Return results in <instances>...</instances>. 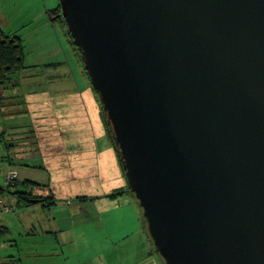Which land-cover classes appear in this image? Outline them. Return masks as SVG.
Listing matches in <instances>:
<instances>
[{"label":"water","instance_id":"water-1","mask_svg":"<svg viewBox=\"0 0 264 264\" xmlns=\"http://www.w3.org/2000/svg\"><path fill=\"white\" fill-rule=\"evenodd\" d=\"M163 264H264V0H58Z\"/></svg>","mask_w":264,"mask_h":264},{"label":"rangeland","instance_id":"rangeland-1","mask_svg":"<svg viewBox=\"0 0 264 264\" xmlns=\"http://www.w3.org/2000/svg\"><path fill=\"white\" fill-rule=\"evenodd\" d=\"M57 4L58 0H0V27L7 33L21 35L24 46V62L26 65H32H28V68L16 73L15 77H20L21 72L31 73L39 79L47 75H54L55 77L73 76L75 78L77 75L83 74L87 83H78V85H80L78 89H83L87 84L88 89L92 92L93 88L89 85L82 67L79 65L81 72L78 67L76 68V63L74 62H76L77 59L74 55L71 44L66 35H64V28L57 22L51 24L49 18L47 28L50 30L49 34L51 35V38L49 40L51 42H49V47L45 45L47 41L46 31L44 24H41L38 16L41 11L45 13L47 8L54 7ZM52 44H55L59 51L60 45H62L66 51L65 55L62 57L65 58L67 62H60V64L53 67L40 65L43 64L48 57V63H53L51 58L54 55H58L59 52L56 50L49 52V48ZM62 57H58L57 61H63ZM34 63H37L36 65L38 66L33 65ZM30 78L31 76H28L26 80L29 81ZM54 80L55 81H52L51 83L42 84L47 91L59 92L62 86H71L70 84L60 82V80L58 81V79ZM22 84L26 90H29L32 87L36 88L37 86L33 82L32 84L27 83L24 78L22 79ZM19 89L20 88L17 87L11 90L17 93ZM4 91L7 95L9 88ZM92 93L95 96L97 112L100 116V118L99 116L97 117L98 130H103L102 136L98 135V138H101L99 139L100 141L104 139V141L107 140L109 142L110 139L104 128L105 123L102 115L101 103L95 93ZM15 102L18 103L19 101L15 100ZM15 102L12 97H4L1 100V104L6 106H3L0 112L1 114H4V116H0V186L6 185L5 174L10 168H13L12 166H14L17 171V179H23L25 177L23 176V173L26 175L27 171L23 169V166L20 163H17L16 160H26L29 158L30 161H35L34 163H40L39 156L34 154L30 157H25L24 153L27 152L24 151L34 149V153H41L45 156L44 158L50 154L49 147H31L38 141L41 143L42 140L32 139L34 137L30 134L29 137L23 141H19L22 138L21 136L15 137V135H20L21 131L20 134H14L13 131L18 130V126H22L20 127L21 130L26 129L27 126L25 125H28V122L35 123V129H38L37 126H43L38 124L41 121V118L37 116V118L34 116L35 120L33 121L31 120L33 118L31 114L25 116L20 113H11L8 105L14 104ZM26 108L27 107H25V109ZM25 109L23 111H25ZM45 109L46 107L42 102L36 103L33 107V110L36 113L43 112ZM35 135L37 137L36 130ZM107 141L103 142L102 147L97 148L103 150V166H105L106 169L110 166H113L114 168L110 177L113 187L126 188V180L120 162L116 158L117 153L111 141L109 143ZM18 143L20 144L19 146L17 145ZM20 151H22V153H19ZM10 161H13V164L9 163ZM45 162H47L46 159ZM119 172L120 175L116 178ZM29 174L33 175L35 180L40 179L39 176L41 177V175L45 176V178L48 176L39 169L30 171ZM95 182L98 184V179ZM50 187L52 188V191L49 192L48 190H42V193L48 194L49 192L48 195H50L55 190L57 192L56 195L61 197L63 190L61 191L62 187L59 184L53 185V183H51ZM100 189L101 188L97 186V189L95 190L99 191ZM12 190H14V188ZM66 192L64 195L68 194ZM72 194L76 193L73 192ZM122 194L123 196L121 197ZM122 194H119L118 197H114L113 199L115 200L113 203L116 204L122 202L126 204L123 201L129 198V200L132 201V203L129 204H134L138 213L133 211L134 208L132 209V205H129L131 210L126 211V213L129 215L130 221L137 226V220L140 223L139 218H142V214L140 213L134 195H131L129 192H123ZM1 196L2 195H0V198ZM4 196L6 198L5 203L12 206L13 209L10 212H0V226L4 225L8 228V232H4L0 235V260H5L7 255H13L19 256L22 259V264H136L135 259H137L139 255L138 262L140 264H163L162 259H160L156 253L154 254L153 252L146 250L147 247L151 246L150 240L148 239L147 242L144 243L138 242L140 240V237H138L139 232H137L138 234L133 232V228H130V234L124 239L120 238V236L114 232L113 227L115 228L117 225L116 221L120 220L119 216L114 214V220H112V238L115 241L114 243H109L106 238V236L110 237V235L107 233L109 226L107 225V222H105V215L102 217L101 222H89L91 225L84 222V219L90 218L83 217L82 212H84V210L82 208L79 214L72 216L71 212L74 209L79 208L77 206V204H79L78 202H80V205L83 204L76 199V196L78 195H72L75 202L72 207L65 204L63 201H57V203L61 205H56L57 208L52 206L48 209L42 207H16V198L13 194H6ZM89 204L90 203H86V205ZM119 206H121L120 209H123V206L125 205L119 204ZM98 215L100 214L97 213V216ZM76 223L77 225H75ZM74 225V231H77V233H75L76 240L70 242L69 237L65 236L67 234L66 229L69 234L72 235ZM45 227L46 230H44ZM54 227L57 229L55 232H53L55 229ZM59 230H63V232ZM45 231L50 232L46 233ZM62 236L65 237L63 238ZM48 248H52V251L47 252L46 249ZM89 256L91 257L84 259V257Z\"/></svg>","mask_w":264,"mask_h":264},{"label":"crops","instance_id":"crops-1","mask_svg":"<svg viewBox=\"0 0 264 264\" xmlns=\"http://www.w3.org/2000/svg\"><path fill=\"white\" fill-rule=\"evenodd\" d=\"M38 18L41 24H44V28L47 36V41L45 45L49 47V42H51L49 39L51 38V35L49 34L50 30L47 28L48 18H46V14L42 11L40 12ZM55 50L58 51L59 53L58 55H54L51 58L53 63L67 62V60L62 57L66 53L62 45H60V51H59L58 48H56V45L52 44V46H50L49 48V52ZM58 57H62L63 61L62 60L57 61ZM48 60L49 57L46 59V61L43 62V64L40 65L49 66V67L55 66V65H46L48 63ZM74 63H76V68L78 67L79 69V63L77 61ZM36 64L37 63H34L33 65L38 66ZM28 65L32 66L31 64ZM22 74H25L23 78L27 83L32 84L33 82L37 85L36 88L32 87L31 89L26 90L24 85L22 84V81L19 82L20 89L18 90V92H21V90L23 89L25 107H27L26 109L24 107L26 111V116H28V114H31L33 116L31 120L33 121L35 120L34 116L41 118V121L38 124L43 126L41 127L37 126L38 129L37 128L35 129L34 128L35 123L31 122L32 123L31 124L28 122V125H25L27 126L26 129L21 130L20 127L22 126H18V130H14L13 132L14 134H20L21 131L20 135H15V137H19V136L22 137L19 141H23L26 138H28L29 134L32 137H34L32 139L42 140L41 143H39V141L36 144L33 143L34 145H32L31 147L33 146L49 147L50 149V154L49 156H46V158H44L45 156H43L41 153H34L35 151L34 149L24 151L27 152L24 153L25 157H30L31 155L34 154L40 157V163H34L35 161H30L29 158L26 160L24 159L16 160V162L20 163L23 166V169L27 171L26 175L23 173V176H25L24 178H28L40 183L48 182L50 191H52V188L50 187L51 183H53V185L59 184L62 187L61 191L63 190V192L61 193V197L56 195L57 192L55 190L52 192L53 196L56 199V203L55 205H53L55 207L56 205H61L58 204L57 201H63L65 204L72 207L73 203H75L72 195L74 196L86 195L89 196V198L95 197L94 199H87L86 201H83L82 205H80V202H78L79 204H77V206L79 208L74 209L71 212V215L75 216L79 214L82 208L84 210V212H82L83 217L90 218V219H84L85 220L84 222L86 223L101 222L102 217L105 215L106 216L105 222H107V225L109 226L110 229L107 230V233L110 235V237L106 236L109 243L115 242L112 238L113 229L114 232L120 236V238L124 239L130 234V228H133L135 230V231L133 230V232L136 233L139 232V234L137 233L138 237H140V240L138 242L141 243L147 242L149 238L144 231L141 218H139L140 223L137 220L138 224L136 226L133 222L130 221L129 215L126 213V211L131 210V207L132 209L134 208L133 211L138 213V210L135 209L136 206H134V204H129L132 203V201L129 200L128 198L125 201H123L126 204L122 202L114 204L113 203V201L115 200L113 199L114 197L106 196L109 192H111V190L115 188L112 186V182L110 180L114 168L113 166H110L108 169H106V167L103 166V162H104L103 150L97 149L99 147H102L103 142L107 140L104 141L103 139L102 141H100L99 139L101 138H98V135L102 136L103 130L101 129L98 130L97 117L99 116V114L97 112L95 96L92 93L93 91L91 92L88 89L87 84L83 89H78L80 87L78 83L79 84L87 83L83 74L77 75L75 78L73 76L55 77L54 75H47L40 79L32 75L31 73H22ZM28 76H31L29 81L26 80ZM54 79H58V81L60 80V82L64 84L65 83L70 84L71 86L70 87L62 86L59 92L47 91L42 84L51 83L52 81H55ZM45 92H50V93H45ZM12 94L16 95V93L10 89L7 95L5 91H3V96L5 97H11ZM20 99H22V97H20ZM41 102L46 107V109L43 112L36 113L33 110V107L36 105V103H41ZM35 130L37 131L38 139L35 135ZM17 145L19 146L20 144L18 143ZM19 153H22V151H20ZM45 159L47 162H45ZM11 162L13 164V161ZM12 167L13 168L10 169L14 170L15 167L14 166ZM35 169H39L43 171L48 176L45 178V176L41 175V177L39 176L40 179L35 180L34 179L35 177L29 174L30 171H35ZM119 175L120 172L116 176V178H118ZM97 179L99 181L98 184H96L95 182ZM97 186L101 188L99 191L95 190L97 189ZM39 189H34L33 192L41 194L42 191H38ZM65 192L68 194L64 195ZM73 192L76 194H72ZM122 196L123 194L121 195V197ZM116 197H118V195ZM86 203H90V204L86 205ZM119 204L125 205L123 206V209H120L121 206H119ZM129 205L132 206L130 207ZM30 207L35 208L41 206L33 205ZM97 213H99L100 215L97 216ZM114 214L119 216L120 220L116 221L117 225L115 226V228L113 227L112 229V220H114ZM77 223L75 225H77ZM75 225L73 226L72 229L73 230L72 235L69 234V232L66 229L67 234L65 236L69 237L70 242L71 241L74 242L73 240H76L75 233H77V231H74ZM88 225L91 224L89 223ZM54 228L55 229L53 230V232L57 231L56 227ZM44 230H46V227ZM59 231L63 232V230H59ZM49 232L50 231L46 233ZM65 236L62 237L64 238ZM150 245L151 246L147 247L146 250L153 252L155 254L156 252L154 251L151 243ZM46 251L47 252L52 251V248H48L46 249ZM90 257L91 256L84 257V259ZM138 259H139V255L137 259H135L136 264H140L138 262Z\"/></svg>","mask_w":264,"mask_h":264},{"label":"trees","instance_id":"trees-1","mask_svg":"<svg viewBox=\"0 0 264 264\" xmlns=\"http://www.w3.org/2000/svg\"><path fill=\"white\" fill-rule=\"evenodd\" d=\"M47 18H49V21L51 24H54V22H57L61 25V27L64 28V35H66L69 43L72 46V49L74 51V55L76 56L77 62L79 63V65L82 67L83 72L85 73L88 83L90 85V81H89V77L83 67V60L82 57L80 55V52L78 51V49L75 47V45L72 42V38L65 26V23L61 17V10L59 7V4H57L56 6L52 7V8H47L45 11ZM60 62H56V63H47L46 65H57ZM27 65L24 62V46L22 43V37L21 35H15L12 33H7L4 30L1 29L0 27V112L1 109L3 108V106L6 105H2L1 104V100L5 97L3 96V91L7 88H9L10 90L13 88H17L19 87V82L22 81L23 77L25 76V74H22L23 72H21V76L20 77H15V74L18 73L19 71L26 69ZM22 89V88H21ZM96 97L98 98L97 93L92 90ZM22 93V94H21ZM23 89L21 90V92H17L16 95L12 94V98H14V102L15 100H18V103H14V104H10L8 105L10 108V112L17 114H25L26 116V111L24 110L25 107V100H24V96H23ZM20 97H22V99H20ZM102 108V105H101ZM6 114V113H5ZM102 115H103V119H104V128H105V132L108 136V138L110 139L111 143L114 146V149L117 153V159L119 160V152H118V147L116 145V143L114 142V138L112 135V130H111V126L108 123V121L106 120V116H105V112L102 109ZM0 116H4V114L0 113ZM9 163H12L11 161ZM38 167V166H37ZM39 168V167H38ZM13 170V169H10ZM9 171V170H8ZM7 171V172H8ZM16 171V170H15ZM6 172V173H7ZM12 187V188H11ZM14 188V190H12ZM40 188V189H39ZM34 189H39L38 191H42V190H49L50 192V188L48 186V182L46 183H40L37 181H33L31 179L28 178H23V179H16V182L14 185L12 186H0V212L4 211V212H10L13 207L8 205L7 203H5V196L4 195H8V194H13L15 196V206L16 207H30L33 205H39L43 208H50L51 206L55 205L56 203V199L53 196V194L51 193L50 195L49 192L48 194H38V193H34ZM123 192H129L128 188H115L113 190H111V192H109L106 196L107 197H116V195L122 194ZM131 195H133L132 193H130ZM95 197H91L89 198V196L86 195H78L76 196V199H78L79 201L83 202L86 201L87 199H94ZM136 201V200H135ZM2 206H7L10 210H1ZM140 209V208H139ZM141 212V210H140ZM142 214V213H141ZM142 225L144 227V231L146 233V235L149 238V235L147 233L146 230V223H145V219L142 216ZM4 232H8V228L4 225L0 226V235ZM151 244L152 241L149 238ZM162 259V258H161ZM22 260L20 257L18 256H13V255H7L5 260H0V264H22L21 263Z\"/></svg>","mask_w":264,"mask_h":264},{"label":"built area","instance_id":"built-area-1","mask_svg":"<svg viewBox=\"0 0 264 264\" xmlns=\"http://www.w3.org/2000/svg\"><path fill=\"white\" fill-rule=\"evenodd\" d=\"M17 179V172L15 170H9L6 174H5V183L6 185H14ZM1 210H10L7 206H2Z\"/></svg>","mask_w":264,"mask_h":264}]
</instances>
